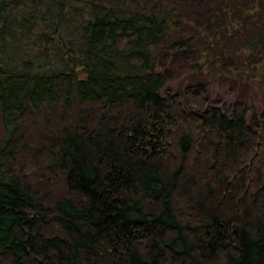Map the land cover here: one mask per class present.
I'll list each match as a JSON object with an SVG mask.
<instances>
[{"label":"trees","instance_id":"obj_1","mask_svg":"<svg viewBox=\"0 0 264 264\" xmlns=\"http://www.w3.org/2000/svg\"><path fill=\"white\" fill-rule=\"evenodd\" d=\"M260 67L264 0H0V264H264V111L202 88Z\"/></svg>","mask_w":264,"mask_h":264},{"label":"rangeland","instance_id":"obj_2","mask_svg":"<svg viewBox=\"0 0 264 264\" xmlns=\"http://www.w3.org/2000/svg\"><path fill=\"white\" fill-rule=\"evenodd\" d=\"M136 1V0H135ZM131 3V0H130ZM167 62L166 76L167 87L166 91H171L178 94L183 103H185L184 81L185 77L181 70L182 62H186L184 56L179 55L176 58ZM258 77L256 81L251 82L252 88L236 81L237 77H216L209 79L203 83L202 88L205 89V98L208 100V105H217L227 111H231L236 103L247 102L248 108L251 110L250 119H255L264 111V83H259L254 86V83L261 82L264 68H258ZM193 85L198 86L197 82ZM194 89V87H191Z\"/></svg>","mask_w":264,"mask_h":264}]
</instances>
